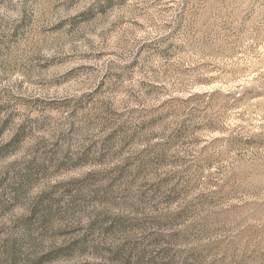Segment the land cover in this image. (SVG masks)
<instances>
[{"label": "rangeland", "instance_id": "1", "mask_svg": "<svg viewBox=\"0 0 264 264\" xmlns=\"http://www.w3.org/2000/svg\"><path fill=\"white\" fill-rule=\"evenodd\" d=\"M0 264H264V0H0Z\"/></svg>", "mask_w": 264, "mask_h": 264}]
</instances>
